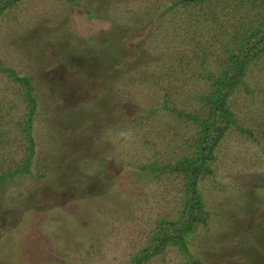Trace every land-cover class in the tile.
Returning a JSON list of instances; mask_svg holds the SVG:
<instances>
[{
  "label": "rangeland",
  "instance_id": "obj_1",
  "mask_svg": "<svg viewBox=\"0 0 264 264\" xmlns=\"http://www.w3.org/2000/svg\"><path fill=\"white\" fill-rule=\"evenodd\" d=\"M259 27L264 0H19L0 13V264H264ZM235 46L249 58L197 184L207 216L186 246L166 238L136 262L184 215L172 165L198 152L188 114L213 111L202 70L223 73ZM30 114L31 162L16 171Z\"/></svg>",
  "mask_w": 264,
  "mask_h": 264
},
{
  "label": "trees",
  "instance_id": "obj_2",
  "mask_svg": "<svg viewBox=\"0 0 264 264\" xmlns=\"http://www.w3.org/2000/svg\"><path fill=\"white\" fill-rule=\"evenodd\" d=\"M19 0H0V13H2L6 8L11 6L12 4H15ZM194 1V0H193ZM199 1V0H196ZM173 6V5H172ZM257 32H262V40H264V27H259ZM260 45H258L256 42L249 47L250 51H255L258 49ZM241 53V54H240ZM232 56L228 60V65L226 69H224L223 73H212L209 69H204L203 75L204 77H207L211 83L214 79V92L209 97V101L212 104L213 111L210 114L208 119H204L202 116H196V115H189L191 116L194 121L196 120L201 125V133L197 136L196 139V145L198 148V152L194 153L193 156H185L181 157L178 161H176L172 167L173 168H179L181 167L184 172L186 173V179H187V195H186V203L185 211L183 217L172 224V222H166L168 226L165 228L167 230H160L159 232H156V242H153V245L145 249V251L138 254L136 257L133 258L134 261L139 262L141 261V258L146 259L150 255H153L156 253L160 248L163 247L165 244L166 238L174 239L175 241L179 242L183 240L184 246H186V241L184 238V233L190 230L191 226H193V222L197 220L198 218H203V216H207L206 212L203 210V206L201 204L200 200H197L196 195V188L199 181V177L201 174V170L203 168H206L209 170L208 163L206 162L209 159H213L212 156V149L216 146L217 141L219 140L222 131L227 126V119L230 117V111L227 106H224L223 103L225 101V93L226 90L231 89V85L235 83V79L238 75V71L235 70L236 68L240 69V65L242 66V63H245L244 61L246 58H249L244 56L242 53V50L239 47H233L231 49ZM3 70V66L1 67ZM229 69H231L232 74H229ZM226 70V71H225ZM25 88L27 92V96L29 99V104L32 105V109L36 107L35 105V98L32 94V86L30 85L29 79H27L25 82ZM175 110V109H174ZM32 112V110H31ZM31 115V114H30ZM29 115L28 121L25 123V131L27 132V136L30 139V153L25 158V160L22 162L21 169L17 167L16 171H27L28 170V164L31 162V155L33 152L34 147V141L32 137H30L31 134V120L32 115ZM155 165V163L153 164ZM169 165V164H168ZM160 167L159 169H163L165 165H156ZM13 172L10 174L12 175ZM2 176L0 175V181ZM177 223L180 225V227L177 226ZM173 228V229H170Z\"/></svg>",
  "mask_w": 264,
  "mask_h": 264
}]
</instances>
